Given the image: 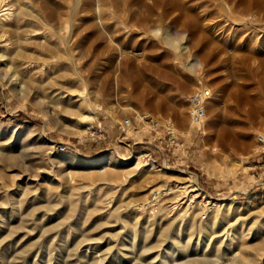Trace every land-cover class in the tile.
I'll return each instance as SVG.
<instances>
[{
  "label": "rangeland",
  "instance_id": "374dc122",
  "mask_svg": "<svg viewBox=\"0 0 264 264\" xmlns=\"http://www.w3.org/2000/svg\"><path fill=\"white\" fill-rule=\"evenodd\" d=\"M1 1L19 11V0ZM47 1L62 12L56 22L16 21L17 13L0 21V264H264V123L244 118L258 135L220 153L208 143L207 120L194 126L188 116L200 89L207 108L234 105L222 90L230 78L220 74L229 57L251 98L243 112H264V10L228 29L207 4L226 31L207 49L216 57L209 70L193 66L205 43L184 20L157 16L142 29L110 17L112 44L89 37L84 15L70 16L73 0ZM119 50L162 56L190 89L151 78L147 97L169 104L159 113L138 109L131 86L103 96ZM240 162L249 166L234 174ZM107 173L116 176L102 180Z\"/></svg>",
  "mask_w": 264,
  "mask_h": 264
},
{
  "label": "bare ground",
  "instance_id": "6f19581e",
  "mask_svg": "<svg viewBox=\"0 0 264 264\" xmlns=\"http://www.w3.org/2000/svg\"><path fill=\"white\" fill-rule=\"evenodd\" d=\"M73 1L75 5L73 10L70 12V16L75 18L77 16L84 15L86 17L85 18L86 23L85 22L84 23L86 25L88 23L87 30L90 34V36L89 35L88 36L92 40L94 39L100 41L104 37L107 40L109 39L108 41L110 43L115 41V40L113 41L114 30H112L113 28L111 29V27L108 26V20L110 17H113L114 19H119V21L122 24H124L126 28L128 25H134L133 27L139 26L142 27V29L146 28L148 21L152 20L154 17L157 16H158L157 19L160 21H162L163 19H170V18L176 21L184 20V22L180 26L185 30H190L192 38L196 39L197 37H202L205 43L204 44L205 46L203 48L201 47L202 46L201 45L200 46L201 48L197 49V52L195 54L196 62H194L193 66L195 65L197 67L205 66L208 67L209 70H211L213 62L216 59V57L212 54H209L207 52L208 51L207 49H209L210 46L215 45V42L213 40L214 38L215 39L216 38L222 39L224 37L226 38L225 36L226 31L222 27V24L221 27H218L217 25L218 23L216 24V22L214 21L215 19L213 20L212 18H209V16H211L210 13H213L211 12L213 10V7H216L217 13L220 15L218 21L221 19L220 21L224 22L225 26L228 27V29H231L234 26L241 25L235 21V18L238 17L239 15H245V14L248 15L255 11L261 12L264 10V0H73ZM0 2H1L0 21H5L7 18H9V14L11 13V8L8 6V4H4L1 0ZM11 2L14 3V1ZM19 2H21V0H19L18 3ZM18 3L15 2V4H17L18 7H20L19 9H17L19 11L15 12L17 13L14 16L15 18L12 17L15 13L13 15L10 14L11 17L16 21H19L20 19H25V20L34 19L37 21L43 19L47 22H52V21L56 22V20L62 16V12L58 11V6L53 4V2L51 3L47 0H31L32 7L30 6L31 8H29L30 10L28 11L27 10L25 11L24 9L25 7L21 5V3L20 4ZM209 3L214 5H212L213 7L209 8V10H206V6ZM13 6L15 5L13 4ZM231 35L233 36L234 34ZM91 39H89L90 42ZM158 41L161 44L163 43V40H158ZM225 41L227 40L225 39ZM219 43L220 42H218V44ZM141 51L143 52L141 54H138L137 52H131L129 54H126L122 50L117 51L119 53L118 56H116V58L114 59V64L116 66L115 71L111 74L106 75L105 80L103 79L104 84H102L103 85L101 89L102 94L107 98L113 94L114 97H118L121 89L120 87L130 88L131 86L132 89L131 92L129 93L130 94L129 96H131L132 98L131 97L130 98L134 99L135 100L134 102H136V104L140 106V108L138 109L149 110L152 113L166 112L169 110L168 108L169 104L168 102L160 98L159 97L160 95H158V93H155L154 95L152 94L151 97L149 96L147 97L148 93L151 91L148 90L150 88L149 86L150 84H148L150 79L155 78L156 80L159 81L162 79H166L167 81L171 80L175 83V85L178 86V88L182 89V92L183 91L187 92V90L190 89L189 78L185 76L184 77L175 76L173 73L163 68V66L160 65L163 64L160 63V61L163 60L162 56L146 54L148 51L146 53H144L143 50ZM154 58H156L159 61V63L155 62L156 59ZM175 60H179L177 65H180L182 67L185 66L184 62L181 61L179 57H176ZM226 63H227L226 65L227 69L225 70L226 73L223 72L220 74L229 77L230 80L227 81L225 85H223L222 90L224 91L227 97L233 99L234 105L231 106L230 104L224 103L222 101L220 105L213 104V102H211V107L207 108L205 106L207 114L204 120L200 124H196L193 121H191L192 125L197 126L204 124L205 120H207L206 122L208 123H205V127H206V131L209 134L208 143L214 146H219L220 153H223L225 150H227L230 146L234 145L235 143L245 146L248 142H250L253 139V137L258 135L260 130L257 127L253 129H248L247 127L241 125L244 118H246V121L247 119H249L250 121L252 122L254 121V123L258 125L260 124L263 125L264 123L263 111L251 110L249 114L247 113V115L245 114L246 112L245 113L243 112V108L251 102V98L247 96L246 89L237 83V79L243 76V73H241V70L236 69L237 67L236 68L233 67L234 64L233 58L229 57ZM219 80L211 81L212 82L211 85L213 87H215L216 85L218 86V83L220 82ZM147 90L148 92L145 95V92ZM261 93L264 94V90H262ZM207 95H209L208 91H207ZM112 109L113 108L111 106L110 111ZM140 112L139 111L137 112V117H140L139 116ZM140 123L142 124V126H145L146 128L148 127V124L145 123L142 119H140ZM181 125H185V124H181ZM186 131L187 134H190V127L187 128ZM248 166H249L248 163L246 164L244 162H240L239 167L236 170H234L233 173L235 174L240 171H245L248 168ZM115 176L116 175L114 173H107L105 174V176L101 177V179L107 180ZM176 180L181 182L182 184H188L189 185L188 187H192L195 185V181H191L190 178H186L184 177V175L183 176L179 175L176 178ZM184 190L185 191H183V195L186 196L187 195L186 188H184ZM191 197L194 198L193 196ZM238 220L239 219H237L236 222Z\"/></svg>",
  "mask_w": 264,
  "mask_h": 264
},
{
  "label": "built area",
  "instance_id": "2783aa9c",
  "mask_svg": "<svg viewBox=\"0 0 264 264\" xmlns=\"http://www.w3.org/2000/svg\"><path fill=\"white\" fill-rule=\"evenodd\" d=\"M206 114L205 94L202 89H200L189 97L188 116L191 121L200 124L206 117ZM129 126L130 120H125L123 127ZM259 141L263 142L261 137H259Z\"/></svg>",
  "mask_w": 264,
  "mask_h": 264
}]
</instances>
